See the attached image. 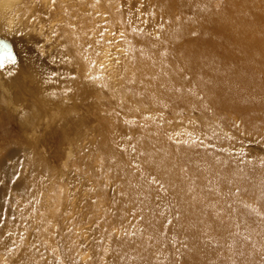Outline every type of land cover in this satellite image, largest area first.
<instances>
[{"label": "rangeland", "instance_id": "374dc122", "mask_svg": "<svg viewBox=\"0 0 264 264\" xmlns=\"http://www.w3.org/2000/svg\"><path fill=\"white\" fill-rule=\"evenodd\" d=\"M172 2L0 0V264H264V0Z\"/></svg>", "mask_w": 264, "mask_h": 264}, {"label": "bare ground", "instance_id": "6f19581e", "mask_svg": "<svg viewBox=\"0 0 264 264\" xmlns=\"http://www.w3.org/2000/svg\"><path fill=\"white\" fill-rule=\"evenodd\" d=\"M172 4L176 5L180 8H186L188 6L189 0H172ZM217 23H219L220 28H223L226 31H232L234 32L238 37H240L241 39H243L244 37H248L251 38L249 40V43L245 45V50L243 52L239 51L238 49V54L241 55H247L249 57V59H251L252 61H260L264 64V40H258V39H254L253 38V33H250L246 27V25L239 20V17H237V19L234 22H230V21H223V19L217 20ZM243 34V35H242ZM246 39V38H245ZM245 52V53H244ZM250 52V54L248 55L247 53ZM182 57H185V59H181L180 60V65L182 67V69L187 72V79H189V77L192 75L191 73H193V65H192V58L194 57V59H196L197 61L200 62V67H202L200 69V71H207L209 69V67L212 68H218L220 65H217L216 62L212 59V58H208V56L204 55V53H192L191 51H185L183 53H181ZM192 57V58H191ZM262 78V77H261ZM256 78H254L253 80H246L247 83L245 82V84L242 85V87H239L238 91L240 94L244 93L246 94L248 97L253 98L254 100H259L261 99V97L264 96V85H262V83L264 84V81L259 82L260 80H258ZM198 81V80H197ZM200 82V81H198ZM202 86L208 87V84H204V83H199ZM210 85L212 84V86L215 85V83L211 82L209 83ZM219 84V82L217 83ZM184 87H187L185 83H183ZM243 95V94H242ZM242 98V97H241ZM250 98L248 99L249 103H250ZM247 99V98H246ZM252 99V100H253ZM253 100V101H254ZM252 101V102H253ZM258 101V102H259ZM263 103H264V97H263ZM254 104V103H252Z\"/></svg>", "mask_w": 264, "mask_h": 264}, {"label": "snow or ice", "instance_id": "6c2138e0", "mask_svg": "<svg viewBox=\"0 0 264 264\" xmlns=\"http://www.w3.org/2000/svg\"><path fill=\"white\" fill-rule=\"evenodd\" d=\"M16 62L12 47L6 41H0V69L9 64L14 65Z\"/></svg>", "mask_w": 264, "mask_h": 264}, {"label": "water", "instance_id": "95a60500", "mask_svg": "<svg viewBox=\"0 0 264 264\" xmlns=\"http://www.w3.org/2000/svg\"><path fill=\"white\" fill-rule=\"evenodd\" d=\"M0 41H6V42L12 47L11 42H10L9 40L0 37ZM12 49H13V47H12ZM13 53H14V55H15V52H14V51H13ZM6 66H7V65H6Z\"/></svg>", "mask_w": 264, "mask_h": 264}]
</instances>
